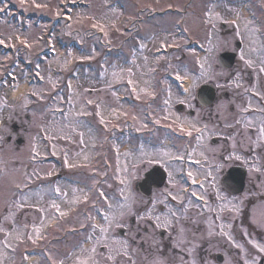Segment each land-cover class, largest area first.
<instances>
[{"label": "rangeland", "instance_id": "1", "mask_svg": "<svg viewBox=\"0 0 264 264\" xmlns=\"http://www.w3.org/2000/svg\"><path fill=\"white\" fill-rule=\"evenodd\" d=\"M86 1L89 3V7L86 10L76 12L74 16L75 18L71 19L68 25H65L63 22L52 28V30L51 24L41 21V23H39L37 27L30 23L28 29L23 32L21 31V29L17 28L15 24H8L5 16H0V35L3 36V40L6 45L8 47L14 48L17 52L21 53V49H17L15 42L17 40L19 41L22 38H27L24 41L25 43H19V45H27L26 52L22 54L23 58L25 57L24 59H27L26 61L30 62L36 69V72L39 71V73L45 80L43 85H35L34 89L31 92H29V90L24 91V94H21L19 98H14L13 96L7 94V91L12 88V85L7 83L6 81L0 80V155L1 157H3L1 158L2 160L0 159V252L6 253L5 255L6 257H8V259L4 260L0 256V264H10L9 262L11 261V259H17L16 262L18 264V262L21 261L20 255L22 254V244H25L24 246L28 248H33L34 242L29 240V237H31V235L32 237H44L43 241H45L47 238V244L49 243V234L45 233L43 226L47 225L49 221H51L50 213L51 209L53 208V202L52 200L49 201L47 199L49 196H51V189H48L49 187H46L36 191L34 186H36L37 184H41L39 185V187L44 186L42 182L45 179H48V177H52L54 174L58 173L60 169L57 165L55 166L54 163L45 164L46 166L39 167L40 163L36 164L32 162L33 160L35 161V158H33L34 156H38L37 159H39L41 158V155H47L46 150H44L46 145H37L38 143H41L40 141L38 142L39 137L51 140V143L49 141V144L53 148V153H55L54 155L57 156L58 154L55 150H57L59 146H61V148L64 150H68L69 147H66V145L72 144L73 146L71 147V157L69 156V158L72 159L71 163L79 162L80 160H78L79 157L76 152H82L83 150L86 151L87 149H90V146L94 141L93 138L95 132L85 127H80V131H75V127H69V129L62 130L61 128L64 127L58 126V122L52 119L53 111H50L49 107V102L52 99L48 97V93H57V90L58 93H72L74 90H76L77 92L82 94L77 99L78 102L75 101L76 104L71 103L70 105H78L79 107H84L85 104L89 105L87 104V102L90 103L92 101L91 105L94 106H89V108L92 109L91 111L93 114L98 112L100 104L103 100L101 112L104 113L105 110V112L107 113L105 118L110 120L113 118V115L110 114V110L108 109L110 107L108 105H110L113 101L115 103V106H117V113L124 110V108L120 109L122 104L120 105L116 101V93H118V83L127 85L130 81L128 77H135L136 75V78L133 77V80L131 79L132 81L130 85H133L132 83H134L138 88V93H149L148 91L150 88V84L148 83H150L151 81H143V77L145 73L147 78L148 72L150 74V70H152L150 66L147 65V59L150 62H153L156 59H152L150 57L151 55H153L152 53L157 46H154L152 48H140L137 51L134 49L133 43H131L129 47L130 50L129 48H127V46L125 52H129L131 58L136 56L137 60L141 61L138 64H136V62L133 65L135 66V68H133V66L127 67L130 68L128 69L129 71L126 69V66H128V64L130 63V57L127 56V54H121L119 56L117 55V57L115 55V52L119 49V46H121V41H123V39L125 38H129L130 36V33L123 34L116 24L118 18L122 15L121 10H129L127 0L115 1V3L119 2L118 6L122 5L121 8H118V6L117 8L108 7L112 0ZM141 1L142 3H146L147 0ZM150 2H157V0H150ZM196 2L199 4H203L202 0H197ZM229 2H232V5L228 2L224 3V1L220 0H213V3L210 4L209 7L206 4L205 7L200 5L196 9V11H205L202 12V17L200 18L201 21L199 25L194 27L193 24L188 22L189 20L193 21V19H190V15L186 24L188 25V31H186L187 34L184 35L177 36L173 25L176 24L175 22L178 21L180 17L172 15L169 19L170 29H168V32L170 33L167 36L163 37L160 34L157 35L158 37H162V40L164 39V44H174L177 42L181 43V48L174 51L171 55H165L164 57H161L160 62L165 64L162 71L166 72L168 68L172 73H174V77H179V79H177L178 82L180 81L182 83H185L186 90L184 91V93H187L186 95L195 93L198 86L210 81L218 87L219 93H231V96L234 97L232 101L227 103V109L223 108V112L220 110L216 111V113L222 115L221 122H223L225 127L228 123L230 124L231 121H235L234 119L228 121L229 114L227 111L231 104L237 107L238 104L235 101L236 97L238 99V97L243 95V93H262L264 96V72L263 74H260V68L264 67V23L258 24L262 19V13L260 10H264V0H230ZM68 3L69 0H25L24 6L21 7V5L19 4V0H0V7H3L5 10L6 8H9L11 5H13L16 10H21L31 15L43 16L53 19L59 17V13L63 11L61 10V8H63V6ZM243 3H247L253 6L254 12L252 13H256L255 17H250L252 14L250 12H243L245 14L247 13L246 15L249 16L248 18H245L242 13L241 4ZM36 5H39V7H37ZM147 5L152 4L148 3L143 6L146 7ZM174 5L183 7L182 0H175ZM217 10L222 11L223 14H220V12H218ZM226 11L229 12V14L231 15L230 17L226 16ZM209 12L212 13V17L217 21V31L214 41L211 40V37H209L212 30L211 26L213 25L211 22L212 17L209 18L208 15ZM4 13V11L0 12V14L3 15ZM71 13L74 12L71 11ZM197 15L198 14H195L194 16L195 23H198L200 20ZM217 16L220 17V19H217ZM223 18L227 20L230 18V20L236 22H232L231 24L228 23V29L222 30L220 27H218V22H225ZM129 22L130 18H125L123 24L128 25ZM54 29L56 32L54 31ZM150 30L152 32L156 31L154 27H152ZM168 32H166L165 34H167ZM42 33H53V37H48L43 41L41 40ZM57 34L67 37V41H79L83 45L82 56L86 58L85 60L94 63L93 66H97L98 64L105 66V68L102 70L106 75L104 80L105 82L100 83L98 81V77H95V75L97 74V67L100 68V66H97L93 67V70H88V73L86 71L85 74L81 75L78 80L75 81V83H72V88H70L68 84L69 77L72 74H74L72 76H75L80 67L77 64L74 69L71 70L69 68L70 59L68 57H72V59L74 58V60L82 59L80 55L71 52L70 54L62 55L63 59L59 60V58L61 57L59 53L57 54L56 59L54 58L55 60L53 59L52 61L40 57V53H42L43 50L47 47V43L48 45H50L53 44L51 41L55 42L56 40H59L60 37ZM120 35L123 36L122 39H120L121 37L119 38ZM190 38L199 40L206 49L203 52L200 51V49L188 50L186 43ZM237 41L242 43V49L238 52L236 66L231 70V72H227L220 68L217 62V58L224 52H233L234 45ZM55 45V50H58L56 52H59V47L56 43ZM136 52H139V55H137ZM182 55H186L183 61ZM241 55H243L244 57L243 60L240 58ZM17 56L18 55H16L15 57L11 55H0V77L4 75V71L7 69L19 76L20 81L18 85L24 86L25 78L32 75L25 69H21L22 65L19 63V61H17ZM118 59L121 64H119L118 68H116L115 61ZM246 60L251 61V66L245 63ZM259 60L261 63L260 65H258ZM202 63L204 64L203 69L201 68ZM87 68L89 69L90 67ZM154 70H156L155 66ZM250 70L252 71V75L255 79L254 81L249 80V75L251 72ZM60 73L61 76L58 75ZM56 75L57 77H55ZM151 76H153V74ZM138 79H141L142 81L138 82ZM163 84L165 90H163L161 93H167L169 104L167 106V109H163L162 111L164 112L162 113V116L164 118H161L160 114L155 113V110L159 109L154 107V115L156 116L155 121L168 122L169 125H172L174 121H184V125L186 127L194 128L205 126L209 128V125L202 121L201 118L203 117V115L200 111H197V117L192 120H190L188 117H184L183 121H179V115L174 110V107L178 104L184 105L187 99H182L180 97L181 94L178 83H176L177 87H173L170 81L163 79ZM127 89L128 88L122 89L123 95L129 94ZM89 91L94 95L90 97L88 95ZM95 98L96 100H94ZM244 99L246 101L249 100L247 97H245ZM95 101H98L99 103L95 104ZM247 103L249 106H255V109L259 108L258 102L255 103V105L251 102V100L247 101ZM32 104H34V107L30 109V106ZM257 104L258 106L256 107ZM186 107L188 109L190 108L189 106ZM192 107L193 106H191V108ZM130 113L132 119H134V122L137 125H140L143 122L144 114L142 115L141 112L137 113L136 111H132ZM27 114L30 115V120L27 119ZM72 114L73 116H75V112ZM93 114L90 116L91 119L99 122V119ZM257 114L258 113L254 111H252L251 114L249 113L248 124L253 129L258 130V132L254 130V134L250 133L249 139L247 133L245 132V138L247 141L249 153L251 154L254 152V155L249 158V162H252L253 166L251 167L252 169L249 176L251 179H253L254 182L255 180L257 181V175L259 174L264 180V171H259L258 168V166L261 165L257 161L258 157L260 158V156L255 150L260 149L259 147L262 146V154L264 153V146L262 145V143L264 144V134H261L260 132V129L261 127H263V125L259 123L261 118L258 120ZM14 123H17L19 126L26 128V131L23 132L25 139H27L29 143L28 145L30 146L27 145L23 149L24 151L22 152V154H20V152H15L13 153V155L5 156L6 153H9V148H7L9 147V145L5 144V138L10 134L9 127ZM121 123L124 124L123 121ZM181 129L180 132H182ZM225 131H227V129L224 128L223 133ZM190 132L193 133V129ZM81 134H83L82 137ZM253 136L254 138H252ZM257 136L260 137L261 144L253 143V140L257 139ZM52 137L53 140L51 139ZM63 137H77L78 141L71 143L66 142L65 140H63ZM81 139L83 140V143H78ZM192 139L193 143H195L198 138ZM231 140L233 151H235V149H238V146L236 145V132L233 134ZM56 142L57 144L54 146ZM11 147L15 149L14 146ZM39 148L41 149L39 150ZM97 148H99V146ZM31 150H37V153L36 155H31L30 157H28L29 153L32 152ZM53 153H51L50 156H52ZM91 155V153H88V158H90ZM128 155L129 152H126L124 160L126 163H122L123 165H118L119 167L116 168L117 174L115 175V179L118 182L117 185L120 187L124 185L132 187V183L128 184L129 177L124 178L123 176L131 175L132 182L141 177L140 175H138V173L137 175L134 174V172L136 171H130L127 174L129 169L127 161ZM156 155L160 154L157 153ZM262 157L264 160L263 155ZM122 180L124 181V183H121ZM114 183L115 182H113V179H109L106 185L112 186L114 185ZM66 185L67 186L62 185V192L66 191L70 195L73 191V189L71 188L72 186H69L68 184ZM256 185L258 187V190H256V192H254L252 189H248V194H245L240 198L233 199L232 204L230 205L231 209L234 206L235 208H238V211L232 210V212L230 213V218L233 223L235 222V219H239L240 209H243L247 212V217L249 220L248 239L242 241L241 243H237V245L242 246L237 247L240 250L241 256L233 258V264H245L246 260L249 261V264H251L252 261H255V264H258L261 259H264V253L259 252L257 248L253 246V242L264 246V187L261 185V182H256ZM17 186H19L17 190L19 188H24V191L18 194L17 191L14 190V188H16ZM41 190H43L44 192H40ZM105 195L108 198L107 203H114L118 205L115 206L117 208L122 205V201L125 200V197H128V193H126L125 195L121 193L111 194V191L109 193L107 190L105 191ZM117 196L121 197V199H119V197ZM246 197H248L250 203L253 199L252 203L249 204L250 206L247 208H245L243 204L244 202L242 201L245 200ZM137 198V201H142L141 197L137 196ZM94 199H96V195L94 196ZM46 201H49V203L47 204ZM17 215L21 216L23 218L22 222L27 225H24L21 222H17L15 219V216ZM27 218L30 219L32 225L28 224ZM36 229H39V234L33 235L34 232H37ZM52 245L53 244L51 243L48 244L49 247H51ZM232 245L235 249L236 243L234 241L232 242ZM46 247L41 246V248ZM46 249L48 251V248ZM11 254H13V256ZM161 260L162 259H155V262L159 263ZM226 264H231L230 260H228Z\"/></svg>", "mask_w": 264, "mask_h": 264}, {"label": "flooded vegetation", "instance_id": "2", "mask_svg": "<svg viewBox=\"0 0 264 264\" xmlns=\"http://www.w3.org/2000/svg\"><path fill=\"white\" fill-rule=\"evenodd\" d=\"M163 5V3H156L153 5L156 9L153 10L143 9L141 5H136L137 9L131 14V24L136 29L130 38L136 49L162 45L161 37L158 38L157 35L170 23L166 21L167 18L164 19L165 17L161 16L160 12L163 9L158 10ZM217 11L223 14L222 11ZM197 12L194 11L193 14ZM226 14L227 17L231 16L228 11ZM190 19L193 21L189 20V22L195 23L194 16H191ZM223 20L225 22H218V27L227 30V24L231 22L230 18L228 20L223 18ZM211 22L214 27L211 26L212 30L209 37L214 41L217 21L212 17ZM152 27L156 29L155 32L150 30ZM174 45L181 48L180 42L174 43ZM184 57L182 56V60ZM160 60V58L156 59L155 65H152V68L154 66L156 68L153 76L156 86H159L160 81L162 83L164 78L162 70L165 64L161 63ZM260 64L259 60L258 65ZM167 70L169 69L167 68ZM251 75L250 72L249 77ZM151 91L155 92L151 93L155 98H152L151 101L148 99L147 102L159 109L160 112L163 109L166 110L169 104L167 93H158L161 92L159 88L151 89ZM197 95V93H191L182 96L183 99H187L186 105H175L174 110L179 115V121H183L184 117L192 120L197 117V111H200L203 115L202 121L207 123L209 128L205 126L186 127L184 121H174L170 125L181 136L183 135L180 132L181 128L185 132L193 129V133L189 132L191 136L196 130L202 129L201 136L195 143H193V139H190L192 141L188 143L191 153H183L185 140H181V137L172 138V142L167 140L163 128L169 125L168 122L156 121L157 123H152L153 121H151L146 123L143 130L139 131H143V135L148 136L150 141L144 145L141 139L130 140L131 144L127 149L125 144L119 145L117 158L113 161V170L116 171L117 165L126 163L124 161L125 152L129 151L127 174L130 171H136L134 174L137 175L138 173L141 177L132 182L131 175L124 176L129 177L128 184L132 183V187L99 186L104 191L107 190L109 193L111 191V194L122 193V191L123 195L128 193L127 203L130 205V209L121 206L117 208L115 206L118 205L114 203H108L110 204L109 207L106 204L101 206L106 215L115 217L105 241L99 231L100 227L108 226L104 218L100 220L95 217L86 219L81 215L84 209L89 212L91 208H89V204L83 201V186H79L81 190L76 195L75 207L65 209L67 214H72L73 217L62 218L63 224L69 226L66 230L67 233L60 234L58 239L52 241L55 244L51 246V252L55 254L64 252V254L71 255L70 260L77 261L78 258L86 257V253L82 252V249L96 247L94 259L98 264H226L228 260L233 264L232 258L241 256L240 251L233 248L232 242L234 240L236 243H241L248 239L247 212L241 209V218L235 220L234 223L231 221L230 213L232 210H230L228 197L230 194L226 192L222 182L232 167H250L248 145L245 138L247 123L243 119V114L236 111L233 116L236 121L235 124L228 123L226 127L223 123L218 125L220 116L216 111L223 109L224 103L221 98L224 95L220 97L216 93L214 104L208 108L200 105ZM226 99L232 101L234 98L227 95ZM166 101L167 103H165ZM237 101H241V99L238 98ZM186 106L190 108L188 109ZM191 106L193 107L191 108ZM150 108L152 107L150 106ZM228 109V112L235 111L232 104ZM162 113L157 114L163 118ZM155 117L154 115L152 119ZM229 120H232L231 116L228 117ZM224 128L227 131L223 133ZM11 130L20 133L21 127L12 125ZM235 132L238 149L233 151L231 138ZM157 153L160 155H156ZM182 163H186V170L183 172L188 179V185L183 184L179 178V174L182 172ZM87 167L88 163L82 162L80 168L75 172L76 178L86 181L89 174ZM97 169L100 167L98 166ZM101 170L104 171L103 168ZM70 171L73 170L64 169L62 173L51 177L52 179L49 181L51 189H57L56 182ZM189 172L195 177V183L189 177ZM257 179L260 180L259 175H257ZM251 181L246 180L244 194H248L250 189L256 192V184L253 180ZM162 182H164L163 186L158 187ZM201 184L204 185L203 188L200 187ZM186 188H188V197L182 195ZM193 192L196 193L195 196L201 199L200 203L192 200ZM218 193L221 199L217 198ZM137 196L141 197L142 201H137ZM173 196L176 199H173ZM246 202L248 204L247 199ZM221 204L226 205L223 211L220 209ZM121 212L124 213L122 217ZM57 214L59 215L58 212ZM149 215L152 217L151 219ZM156 216H160L162 221L167 219L170 223L167 227H157ZM52 221L55 222L54 226L61 222L60 219L57 221L53 219ZM116 223L123 226L116 227ZM222 224L224 225L223 232L227 235L221 234ZM59 231L62 233L63 230L60 229ZM98 240L100 243H96ZM113 240L127 242L126 255L124 250L118 251L121 249V245L114 244ZM110 249L113 256L111 260L107 258ZM155 259L162 260L156 263ZM72 264L76 263L73 262ZM89 264L92 262L89 261Z\"/></svg>", "mask_w": 264, "mask_h": 264}, {"label": "snow or ice", "instance_id": "3", "mask_svg": "<svg viewBox=\"0 0 264 264\" xmlns=\"http://www.w3.org/2000/svg\"><path fill=\"white\" fill-rule=\"evenodd\" d=\"M19 4L21 5V7H23L24 4H25V0H19ZM36 6L39 7V5H36ZM3 11H4V8H3V7H0V12H3ZM208 15H209V18L212 17V13H211V12H209ZM217 19H220V17L217 16ZM94 27H95V25H94ZM213 27H214V25H213ZM3 43H4V41L0 40V44H3ZM22 43H25V42L22 41ZM26 46H27V45H26ZM240 58L243 60V59H244L243 55H241ZM205 63H206V61H205ZM245 63H247L249 66H251V61H247V60H246ZM201 68H202V69L204 68V64H203V63L201 64ZM260 71H261V72H264V67H261V68H260ZM177 79H179V77H177ZM129 83H131V81H129ZM165 103H167V101H166ZM245 110H246V109H245ZM262 110H264V109H262ZM101 122L103 123V121H101ZM260 132H261V134H264V127H261ZM188 134L191 135V133H188ZM82 135H83V134H81V137H82ZM81 143H83V140H82V139H81ZM165 155H167V153H165ZM177 158H179V157H177ZM236 158L239 159V157H236ZM67 163H68V161H67V157H66V158H65V165H67ZM169 175L171 176V173H169ZM188 175H189V177L192 178L193 183H195V177L193 176V174H192L191 172H189ZM209 175H210V173H209ZM121 183H124V181L122 180ZM200 187L203 188L204 185L201 184ZM56 191L59 192V189H57ZM122 194H123V191H122ZM192 195L195 196L196 193L193 192ZM217 198H218V199H221V197L219 196V193L217 194ZM85 199H86V198H85ZM127 199H128V198L125 197V201H127ZM173 199H176V197L173 196ZM53 207H56V208H57V212L59 213V215L63 216V215L65 214V213H63V212H60V210H59V208H58L57 205L53 204ZM121 207H122V208H129V209H130V205H129L127 202H126L125 204L121 205ZM225 207H226V205L221 204V206H220L221 211H223V209H224ZM230 210L238 211V208H235V206H234V207H233L232 209H230ZM120 215H121V217H122V216L124 215V213L121 212ZM141 218H143V217H141ZM149 218L151 219L152 217L149 215ZM104 220L107 222V225H108V226H107V227H100L99 231H100V233L102 234V238L106 241V240H107V233H108V230H109V228L112 226L113 222L115 221V217H110V216L106 215V216L104 217ZM155 221H156V226H157V227H167L168 224L170 223V221L167 220V219H164V220L162 221L160 216H156V217H155ZM122 226H123V225H121V224H119V223H116V227H122ZM93 227L95 228V225H94ZM223 227H224V225L222 224V225H221V230H222V231H221V234L227 235V233H224V232H223ZM36 231H37V234H39V229H36ZM29 239H31V237H29ZM96 243H100V241L98 240ZM113 243H114V244H120V245H121V249H119L118 251H120V250H124V254H125V255L127 254L126 249H127V246H128V245H127V242H126V241L113 240ZM253 246H254L255 248H257V250H258L259 252L264 253V246H261V245H259V244H256L255 242H253ZM237 247H242V246L237 245ZM111 251H112V250L110 249V250H109V255H108V257H107L109 260L113 259V256H112V254H111ZM82 252H85V253H86V257H85V258H82V259H81V258H78L77 261H76V264H89V261H91L92 264H98V262L94 259L95 254H96V247H92L91 249H82ZM245 264H249V261L246 260V261H245ZM251 264H255V261H252Z\"/></svg>", "mask_w": 264, "mask_h": 264}, {"label": "water", "instance_id": "4", "mask_svg": "<svg viewBox=\"0 0 264 264\" xmlns=\"http://www.w3.org/2000/svg\"><path fill=\"white\" fill-rule=\"evenodd\" d=\"M239 47V45H237ZM219 62L223 68L229 69L234 63V55L232 54H223L219 57ZM200 93H214L212 88L204 87L200 91ZM234 175L232 176V184L236 187H239L238 192L242 189V183L244 178V173L241 175L239 172H233ZM238 173V174H236Z\"/></svg>", "mask_w": 264, "mask_h": 264}, {"label": "bare ground", "instance_id": "5", "mask_svg": "<svg viewBox=\"0 0 264 264\" xmlns=\"http://www.w3.org/2000/svg\"><path fill=\"white\" fill-rule=\"evenodd\" d=\"M29 89H30V88H29L28 86H26V85H24V86H19L17 90L11 92V95H12L14 98H17V97L19 98L20 95L24 93V91H27V90H29ZM32 260H33V259H32Z\"/></svg>", "mask_w": 264, "mask_h": 264}]
</instances>
